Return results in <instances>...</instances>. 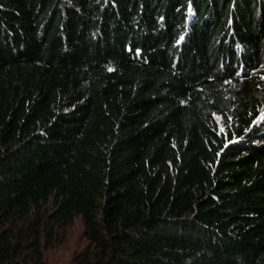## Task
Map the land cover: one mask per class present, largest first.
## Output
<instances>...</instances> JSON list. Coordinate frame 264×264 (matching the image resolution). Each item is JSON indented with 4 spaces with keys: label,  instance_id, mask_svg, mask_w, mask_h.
<instances>
[{
    "label": "trees",
    "instance_id": "obj_1",
    "mask_svg": "<svg viewBox=\"0 0 264 264\" xmlns=\"http://www.w3.org/2000/svg\"><path fill=\"white\" fill-rule=\"evenodd\" d=\"M0 264H264V0H0Z\"/></svg>",
    "mask_w": 264,
    "mask_h": 264
},
{
    "label": "rangeland",
    "instance_id": "obj_2",
    "mask_svg": "<svg viewBox=\"0 0 264 264\" xmlns=\"http://www.w3.org/2000/svg\"><path fill=\"white\" fill-rule=\"evenodd\" d=\"M217 119L220 120L218 117ZM86 243L83 223L80 219H76L72 226L60 231L53 247L45 252L46 260L50 263L69 262L84 249Z\"/></svg>",
    "mask_w": 264,
    "mask_h": 264
}]
</instances>
